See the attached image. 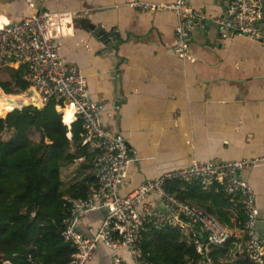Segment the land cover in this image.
<instances>
[{"label": "crops", "instance_id": "0c3cea01", "mask_svg": "<svg viewBox=\"0 0 264 264\" xmlns=\"http://www.w3.org/2000/svg\"><path fill=\"white\" fill-rule=\"evenodd\" d=\"M131 1L0 0V19L19 21L42 7L78 15L55 43L66 62L83 69L90 96L104 103L105 128L128 140L133 159L122 194L194 160L264 158V44L232 30L222 38L205 34L203 20L215 22L230 0H194L206 18L187 40L185 56L177 51L175 13L140 11ZM102 32L112 36L111 48ZM241 173L263 217L264 162ZM190 181L176 187L187 188ZM103 218L104 211H91L79 227L88 233ZM115 255L100 242L89 264H114Z\"/></svg>", "mask_w": 264, "mask_h": 264}, {"label": "built area", "instance_id": "2783aa9c", "mask_svg": "<svg viewBox=\"0 0 264 264\" xmlns=\"http://www.w3.org/2000/svg\"><path fill=\"white\" fill-rule=\"evenodd\" d=\"M129 5L140 11L175 13L177 51L183 56L187 52L188 38L206 18L195 8L194 0L168 3L135 0ZM76 16L73 11L42 7L19 21L0 19V67L24 68L25 78L30 83L24 94L33 92L41 107L50 100H57L64 118L65 110L71 106L73 120L69 124L63 121L71 126L81 119L84 144L96 151L88 160L97 184L86 197L69 199L71 211L64 219L62 235L76 249L70 264H89L100 242L116 251L114 264H155L146 259L140 245L141 234L148 225L176 227L193 236L199 255L196 264H222L211 257L210 250L233 237L239 239L238 245L245 252L241 262L264 264V215L261 217L254 188L241 173L264 162V158L194 160L186 167L166 171L134 190L121 193L133 159L128 140L123 134L111 133L105 128L102 121L104 103L90 96L83 69L78 64L66 62L55 43L68 35ZM262 17V0H230L224 14L215 22L224 32L232 30L259 41L258 21ZM191 179L204 185H216L225 196L240 204L245 212L240 227L227 226L213 213L181 201L170 192V188ZM95 210L104 211V218L101 224L84 233L79 225L87 213ZM260 223H263V233L258 228ZM198 234L205 237L201 239ZM241 262L239 264H243ZM4 264L12 263L6 260Z\"/></svg>", "mask_w": 264, "mask_h": 264}, {"label": "trees", "instance_id": "16d2710c", "mask_svg": "<svg viewBox=\"0 0 264 264\" xmlns=\"http://www.w3.org/2000/svg\"><path fill=\"white\" fill-rule=\"evenodd\" d=\"M101 36L103 40L109 37L106 32ZM5 67L7 77L0 75V90L6 96L24 93L30 85L25 70ZM59 104L50 100L43 107L11 108L0 116V264L6 260L70 264L76 251L62 229L71 211L69 199L86 197L97 184L91 165L84 167L96 151L84 144L82 120L68 126L72 108L65 110V123ZM215 188L191 179L187 188L172 187L170 192L213 213L223 224L239 228L245 219L242 206L219 187L222 196L218 197ZM238 241L233 237L212 247L211 257L222 264H239L245 252ZM140 245L146 259L155 264H196L199 258L194 237L176 227L148 225Z\"/></svg>", "mask_w": 264, "mask_h": 264}, {"label": "water", "instance_id": "95a60500", "mask_svg": "<svg viewBox=\"0 0 264 264\" xmlns=\"http://www.w3.org/2000/svg\"><path fill=\"white\" fill-rule=\"evenodd\" d=\"M203 22L206 24L205 25V29H206L205 34L206 35L214 34V36H216L218 38L223 37L224 30L217 22H213L212 20H203ZM258 23L260 26L259 41L264 44V16L259 19ZM90 27L95 28L94 25H90ZM96 28L100 29L101 27H96ZM112 35H114V33H112ZM111 39H112V36L108 37L106 40H104L105 43L107 44L108 48L112 47ZM188 39H190V37ZM29 94L35 96V94L33 92L28 93V95ZM5 100L8 103H10L11 105H13V109H24L30 105H38V104L32 102L30 99H28V96H26V97L21 96V95L7 96ZM258 228L261 231V233H263V223L259 224Z\"/></svg>", "mask_w": 264, "mask_h": 264}, {"label": "rangeland", "instance_id": "374dc122", "mask_svg": "<svg viewBox=\"0 0 264 264\" xmlns=\"http://www.w3.org/2000/svg\"><path fill=\"white\" fill-rule=\"evenodd\" d=\"M6 67H0V75L3 76V77H7V71H5ZM25 93V92H24ZM24 93L22 94H19L21 96H27V94L25 95ZM24 94V95H23ZM13 96H16V95H13ZM6 95L4 94V92L2 90H0V108L5 112L8 110V109H11L13 108V105H11L10 103H8L5 99H6ZM3 106V107H2ZM40 106V105H38ZM41 107V106H40ZM34 138L37 140L39 139L38 136H34Z\"/></svg>", "mask_w": 264, "mask_h": 264}, {"label": "bare ground", "instance_id": "6f19581e", "mask_svg": "<svg viewBox=\"0 0 264 264\" xmlns=\"http://www.w3.org/2000/svg\"><path fill=\"white\" fill-rule=\"evenodd\" d=\"M27 94V93H26ZM25 94V95H26ZM27 96H28V99H30L32 102H34V103H36V104H38V101H37V99H36V97L34 96V95H28L27 94ZM26 97V96H25ZM69 107H71V106H69ZM72 108V107H71Z\"/></svg>", "mask_w": 264, "mask_h": 264}]
</instances>
